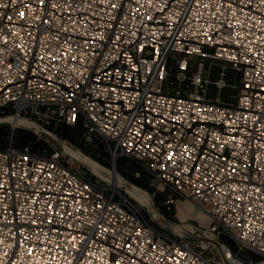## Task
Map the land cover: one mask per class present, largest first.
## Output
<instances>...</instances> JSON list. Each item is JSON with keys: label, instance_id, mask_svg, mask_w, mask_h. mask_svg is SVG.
<instances>
[{"label": "built area", "instance_id": "obj_1", "mask_svg": "<svg viewBox=\"0 0 264 264\" xmlns=\"http://www.w3.org/2000/svg\"><path fill=\"white\" fill-rule=\"evenodd\" d=\"M0 5V115L80 124L216 239L153 228L118 183L0 138V264H264V0Z\"/></svg>", "mask_w": 264, "mask_h": 264}, {"label": "rangeland", "instance_id": "obj_2", "mask_svg": "<svg viewBox=\"0 0 264 264\" xmlns=\"http://www.w3.org/2000/svg\"><path fill=\"white\" fill-rule=\"evenodd\" d=\"M228 76H229L228 79L229 83L238 82L240 78V75L232 71L228 72ZM213 79H216V76H214ZM210 93H211L210 97L214 98L216 94L214 88H211ZM231 93L232 92L230 90L224 91V99H228ZM0 120H1L0 122L1 143L7 144L10 142H14L15 133L18 134L19 132H28L30 133L28 146L31 147V149L35 153L39 152L41 154L48 156L58 151V152H63L67 154V156H69L68 151L72 150L78 156L77 158L70 156L76 162L75 165L81 166L82 168L87 170L89 174L96 175L102 178L105 182H107L106 178L110 177L111 172L114 174L113 158L110 148L103 142H94L91 145L85 144L81 139L82 128L80 124L75 128L62 125V132L69 135V137L63 138L60 137V135H58L56 132L59 126L53 123L48 124L36 120H28L29 122L34 124V127L25 128V127H15L12 123L8 122V117L3 115H0ZM48 133H51V136H49ZM110 145L111 147H114L112 143ZM117 163H118L119 173H124V171L127 169L126 167H129V171H130L129 173L131 174L132 168H134L135 174L138 173L141 174V176L145 175L146 176L145 181L149 183V179L151 178V176L146 166H143L136 161L127 160L124 157H120V156ZM119 173L117 174L121 177V179H123V181H127L128 183L129 181L126 180ZM130 185L135 186L133 184ZM139 189L143 190L142 188ZM149 198L153 203L152 204L154 207L153 211L156 213V215H153L152 212H150L148 209L141 206L137 202L142 210V216L144 220L153 228L156 229L167 228V230H169L170 232L179 234L178 226L186 222L180 219L179 210L177 211V208L175 206L173 208L174 211L172 210L168 211L165 208V206L163 205V202L166 200L164 194H158L156 198H152L151 196H149ZM187 224L192 225V227L194 226L195 228L193 227V230L195 231L199 225V223L194 220L188 221ZM248 255L249 257L252 256L250 254ZM258 260H259L258 257H254L253 261H258Z\"/></svg>", "mask_w": 264, "mask_h": 264}, {"label": "bare ground", "instance_id": "obj_3", "mask_svg": "<svg viewBox=\"0 0 264 264\" xmlns=\"http://www.w3.org/2000/svg\"><path fill=\"white\" fill-rule=\"evenodd\" d=\"M1 122V120H0ZM8 122L12 123L15 127H25V128H33L34 124L29 122L28 120L24 119H12L8 118ZM49 136H51V133H48ZM69 157H75L78 156L72 151H68ZM106 181L108 183H118L119 186L125 185L126 186V192L134 198L141 206L148 209L150 212H152L153 215H156V213L153 211V203L151 202L149 198V194L145 192L144 190H141L135 186L130 185L126 181H123L121 177H117L112 172L110 173V177L106 178ZM179 210V217L182 221H186L185 223H182V225L178 226L179 230L185 229L190 232H194L192 225H188V221H197L201 226H207L209 223V219L206 216L205 213L202 211L196 209L191 202H184L181 201L177 204V211ZM198 210V211H197ZM195 228V227H194Z\"/></svg>", "mask_w": 264, "mask_h": 264}, {"label": "trees", "instance_id": "obj_4", "mask_svg": "<svg viewBox=\"0 0 264 264\" xmlns=\"http://www.w3.org/2000/svg\"><path fill=\"white\" fill-rule=\"evenodd\" d=\"M57 134L60 135V137L63 138H67L69 137L68 134H65L62 132V126H59V128L56 130ZM29 136L30 133L28 132H19L18 134L15 133V141L14 144L15 146L19 147V148H23V147H27L28 146V140H29ZM130 165V164H129ZM128 165V166H129ZM131 166V165H130ZM127 169L124 171V173H119V169H118V163H117V171L118 173L123 176L126 180H128L131 184L142 188L143 190L151 193L153 190L149 187L148 183L145 181V175L139 176V178L135 177V172H134V168H132V173L130 174L129 172V167H126ZM165 210V209H164ZM172 211H174V209H171ZM168 210V211H171Z\"/></svg>", "mask_w": 264, "mask_h": 264}, {"label": "water", "instance_id": "obj_5", "mask_svg": "<svg viewBox=\"0 0 264 264\" xmlns=\"http://www.w3.org/2000/svg\"><path fill=\"white\" fill-rule=\"evenodd\" d=\"M117 177H120V176L118 175ZM121 187L126 191V186L125 185H122ZM163 229L167 230V228H163ZM171 233H173V232H171ZM196 233H197L196 235H193L191 233L186 232L185 230H179V234L177 233L176 235L183 236L186 239L202 240V241H208V242L216 243V239H215V237L213 235H211V234H209V233H207L205 231H201V230H199L197 228H196ZM173 234H175V233H173Z\"/></svg>", "mask_w": 264, "mask_h": 264}, {"label": "snow or ice", "instance_id": "obj_6", "mask_svg": "<svg viewBox=\"0 0 264 264\" xmlns=\"http://www.w3.org/2000/svg\"><path fill=\"white\" fill-rule=\"evenodd\" d=\"M3 7H5V5H0V8H3ZM20 15H21V16H23V15H24V13H23V12H21V13H20ZM8 18H9V19H11V17H8Z\"/></svg>", "mask_w": 264, "mask_h": 264}]
</instances>
